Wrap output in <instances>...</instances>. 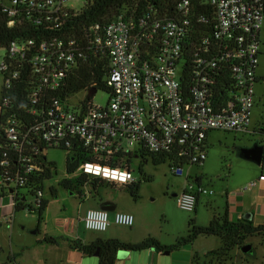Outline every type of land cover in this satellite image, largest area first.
<instances>
[{
	"label": "built area",
	"instance_id": "2783aa9c",
	"mask_svg": "<svg viewBox=\"0 0 264 264\" xmlns=\"http://www.w3.org/2000/svg\"><path fill=\"white\" fill-rule=\"evenodd\" d=\"M85 0H0V13L14 26L33 13L36 24L64 25L74 2ZM179 0L172 14L149 9L135 16L123 11L107 24L97 23L93 45L110 57L106 104L85 97L70 109L58 91L70 72L86 60L83 43L75 37L13 41L0 61V137L10 150L0 151V196L25 201L26 210L39 208L44 190L37 179L46 171L44 149H83V161L68 180L88 199L83 173L115 184L137 182L128 160L120 152L138 150L169 154L171 171L180 175L185 165L203 164L212 130L251 133L256 102L257 69L262 51L264 0ZM212 9L211 14L201 7ZM30 67L32 88L24 112L15 109L16 98L6 91ZM97 92V91H96ZM77 94V93H76ZM0 147H2L0 145ZM184 162V163H185ZM117 163V164H113ZM11 165L13 167H11ZM116 165V166H114ZM260 165L264 166V157ZM264 181V171L243 187L251 190ZM188 181L176 196L177 206L195 211L198 196L212 194ZM86 229L106 231L112 221L132 227L131 213L89 209ZM70 220L65 221V226Z\"/></svg>",
	"mask_w": 264,
	"mask_h": 264
},
{
	"label": "rangeland",
	"instance_id": "374dc122",
	"mask_svg": "<svg viewBox=\"0 0 264 264\" xmlns=\"http://www.w3.org/2000/svg\"><path fill=\"white\" fill-rule=\"evenodd\" d=\"M77 8L83 5V1L74 2ZM6 49H0V61L4 58ZM259 80L256 84V102L253 109L251 129L264 125V24L262 29V51L259 66L257 69ZM4 84L3 76L0 74V94ZM85 91H81L67 101L70 109H74L77 102L85 97ZM108 92L98 89L94 96L95 103L106 104ZM264 134H239L223 130H212L208 133L207 159L203 164L184 165L180 175L171 171L174 162L159 155H152L145 151L138 150L131 153L125 160H128L134 177L139 183L138 194L140 197L134 199L128 185L115 184V186H104L98 192L91 193L87 190L88 199L80 195L78 191L71 192L61 185L65 179L74 177L67 169L68 151L62 148H46L43 155L47 162H52L51 177L43 184L44 199L48 206L39 220V213H30L26 209L5 217L0 214V263L7 261L11 253L22 254L26 246L40 232H47L54 237L76 236L86 238L92 232L85 228L84 223L79 221L87 210L97 209L100 201H118L121 208L129 210H116L115 212L131 213L135 217V223L142 231L157 238L162 244L171 246L178 243L181 237H186L191 229L190 221L197 225H208L210 218L218 208L223 210L221 201H231V196L226 192L231 191L235 186L243 184L249 175L254 174L260 168L258 164L240 157L239 149L251 146L260 140ZM264 143V142H263ZM201 177V184L212 194L202 195V201L197 211H185L177 206L176 197L169 196V193L181 192L188 181L198 184L195 180ZM12 199L5 198L4 201ZM205 201H218L212 203L211 209ZM110 212V217H114ZM74 220L75 232L65 231V221ZM36 232V233H35ZM260 236L249 238L248 243L258 244ZM221 239L217 236L199 235L191 244H181L180 250L197 251L200 256L203 253L212 252L216 241ZM252 244V245H253ZM254 246V245H253ZM254 246V247H255ZM258 246V245H257ZM212 249V251H211ZM218 249V248H217ZM262 254V249L258 248ZM170 257L171 255H167ZM250 256H248L249 258ZM252 258V257H250ZM201 258L200 262H204ZM224 261V260H222ZM258 264V262H255Z\"/></svg>",
	"mask_w": 264,
	"mask_h": 264
},
{
	"label": "trees",
	"instance_id": "16d2710c",
	"mask_svg": "<svg viewBox=\"0 0 264 264\" xmlns=\"http://www.w3.org/2000/svg\"><path fill=\"white\" fill-rule=\"evenodd\" d=\"M179 0H85L84 4L76 10H70L66 18L64 25L52 24L49 22H43V24H36L34 17L37 16L33 13L30 18L24 15L19 18V21L14 25L8 24V18L0 13V49H7L11 42L17 40L35 39L38 42L43 39L54 37H75L83 43L86 60L82 63H78L72 68L67 84L61 88L57 93L59 96H70L81 91H85L90 88L103 89L109 92L110 87L106 84V77L110 71V57L107 53H103L102 50L93 45L92 42L95 39V30L91 31L97 23L102 25L109 23L112 19L117 17L123 11L135 16L142 15L150 8L158 11L159 13H169L175 9L176 3ZM194 3L199 6V1L194 0ZM210 11L207 6L201 7L202 12ZM30 67L27 65L24 69L22 77L14 83L12 89L6 91L16 98L15 109L19 112H24L25 106L28 104V94L32 88ZM4 87H2L1 93ZM264 128V125H263ZM0 151L6 149L10 150V143L3 136L0 137ZM68 151L67 157V169L69 173L76 171L79 165L87 160L83 149H77V153H71L68 149L62 148ZM131 153L120 152L119 158L125 159L130 156ZM163 159L169 158V154H159ZM43 163L46 165V171L41 177L37 179V185L43 188L44 181L51 177V169L54 168L52 162H47L46 156H44ZM185 161H181V166L184 167ZM117 164V163H113ZM116 166V165H114ZM11 167H13L11 165ZM197 183H201V177L196 178ZM76 182L79 185L87 183L90 187V192H98L99 189L104 186H115V183L108 182L101 178H91L88 174L81 173ZM62 186L69 189L71 192H75L72 181L65 179ZM128 185L134 199H138L139 183L135 182ZM82 195V191H79ZM14 211L17 212L21 209H26L27 205L25 201L17 200L14 202ZM48 206V201L45 199L42 201L39 208L35 210H28L30 213H39V220L42 219L43 212ZM191 229L186 237H181L175 245L162 244L154 236H147L145 239L135 243H124L118 239H104L99 238L88 242L86 244L76 241L77 245L87 255H95L98 251V264H116L118 260V252L121 249L128 251H143L147 249H155L158 252L179 250L181 244H191L195 238L199 235L205 236H217L221 239V246L218 249L213 250L209 254L218 260H228L231 256V252L238 248L248 244V240L254 236H263L264 224L256 226L252 219L242 218L235 221H231L228 218L227 213L223 216L215 217L207 226H200L190 221ZM47 243L56 242L52 239L46 240ZM181 245V246H180ZM247 257L256 256V247L253 246ZM21 256V253H11L6 262L0 264H18L17 260ZM249 257V258H250Z\"/></svg>",
	"mask_w": 264,
	"mask_h": 264
},
{
	"label": "crops",
	"instance_id": "0c3cea01",
	"mask_svg": "<svg viewBox=\"0 0 264 264\" xmlns=\"http://www.w3.org/2000/svg\"><path fill=\"white\" fill-rule=\"evenodd\" d=\"M255 133L264 134L262 124L257 129H251V133L249 134ZM208 145L209 142L207 138L206 146L208 147ZM259 167L260 168L257 172L246 177L243 184L235 186L231 191L226 192L227 196H231V201H221V204L224 206L222 212L218 208V211L214 212L213 216L210 218V222L215 217L223 216L227 213L228 218L231 221L247 218L252 219L256 226L264 224V181L258 182L251 190L243 189L246 183L257 179L264 171L263 165H260ZM195 181L197 182V180ZM202 195L198 196L195 211L198 210V207L202 202L200 201ZM5 198H8L9 200L10 197L0 196V214L8 217V215H11L14 211V206L12 201H4ZM112 202L116 204V209L114 211H109L112 213L116 210H129L131 208L130 206L127 207V209L121 208L118 201ZM205 202L212 209V203L218 201ZM95 205H98L99 208L98 203ZM113 218L111 219L113 220ZM63 229H65L66 232L69 231V229H71L72 232H75L74 220L70 221V223ZM149 235L150 234H148L147 231H142V228L136 224L132 227H127L117 225L113 221L106 231L99 234H89L86 238L80 237L78 234L76 236L70 235L69 237H54L47 232H40V235L33 239L26 248H24L17 262L18 264H98L99 260L97 255L85 254L77 245L76 241L86 244L99 238H113L124 243H135L142 241ZM48 239H52L56 242L47 243L46 240ZM216 243L217 244L214 246L213 250L221 246L220 240L216 241ZM253 245L255 246V244ZM257 245L255 246L256 256L252 258H248L247 255L238 248L234 249L231 252L230 258L224 261L214 258L209 254L210 252H205L203 253L204 256H200L197 251H182L179 249L170 251L169 254H165L164 252H158L155 249H147L143 251H129V254L126 257L118 258L116 264H255V262H258V264H264V234L259 237ZM259 247L262 249V254L258 250ZM167 255L171 256L168 257ZM201 258H205L204 262H200Z\"/></svg>",
	"mask_w": 264,
	"mask_h": 264
},
{
	"label": "water",
	"instance_id": "95a60500",
	"mask_svg": "<svg viewBox=\"0 0 264 264\" xmlns=\"http://www.w3.org/2000/svg\"><path fill=\"white\" fill-rule=\"evenodd\" d=\"M97 89L92 88L88 92V96H92L96 93ZM239 155L242 158H245L247 160H250L258 165L261 164L262 159L264 157V143L256 142L252 146H246L239 149ZM173 197H176V194L172 195ZM99 208L107 211H114L116 209V204L112 201H101L99 203ZM253 245L248 243L242 247V252L244 254H249L252 250ZM165 254H169L170 251H165ZM129 254V251L126 249H121L118 252V258H124ZM95 255H98V251L95 253Z\"/></svg>",
	"mask_w": 264,
	"mask_h": 264
},
{
	"label": "flooded vegetation",
	"instance_id": "af4514ba",
	"mask_svg": "<svg viewBox=\"0 0 264 264\" xmlns=\"http://www.w3.org/2000/svg\"><path fill=\"white\" fill-rule=\"evenodd\" d=\"M256 142L263 143V142H264V136H263L260 140H258V141H256ZM256 142H254V143H256ZM179 193H180V192H179ZM179 193H178L177 191H174V192L169 193V196H172L173 194L178 195ZM172 197H173V196H172Z\"/></svg>",
	"mask_w": 264,
	"mask_h": 264
}]
</instances>
